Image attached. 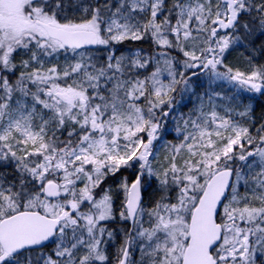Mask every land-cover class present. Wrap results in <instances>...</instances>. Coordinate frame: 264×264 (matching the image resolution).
<instances>
[{"label": "snow or ice", "instance_id": "1", "mask_svg": "<svg viewBox=\"0 0 264 264\" xmlns=\"http://www.w3.org/2000/svg\"><path fill=\"white\" fill-rule=\"evenodd\" d=\"M0 264H264V0H0Z\"/></svg>", "mask_w": 264, "mask_h": 264}]
</instances>
